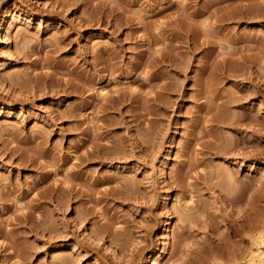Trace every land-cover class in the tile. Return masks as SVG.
Segmentation results:
<instances>
[{
    "label": "rangeland",
    "instance_id": "rangeland-1",
    "mask_svg": "<svg viewBox=\"0 0 264 264\" xmlns=\"http://www.w3.org/2000/svg\"><path fill=\"white\" fill-rule=\"evenodd\" d=\"M247 1L0 0V264L264 250V62L238 70L239 4L262 0Z\"/></svg>",
    "mask_w": 264,
    "mask_h": 264
},
{
    "label": "bare ground",
    "instance_id": "bare-ground-1",
    "mask_svg": "<svg viewBox=\"0 0 264 264\" xmlns=\"http://www.w3.org/2000/svg\"><path fill=\"white\" fill-rule=\"evenodd\" d=\"M244 1H246V0H244ZM248 1H247V3H248ZM157 14L158 13H155L154 16H156ZM101 22H103V21L101 20ZM259 22L264 23V0H262L260 2V6H252V7H248L246 5V2H245V4L243 2H240L239 7H238V25L239 26L241 25L243 27H242V31L240 30L241 33H239L240 34V37H239L240 38V44H238V45L240 46V48H239V55H238V70L243 72V74L241 73L242 76L244 75V73H245L244 76H246V75L248 76L246 78L244 77V80H247V81H250V76L253 73V72H249V71L251 70L254 62H260V61L264 62V32L261 30H256L255 28L252 29L253 27L252 28L250 27V30H246L249 25H253V24H256ZM262 30H264V29H262ZM195 47L196 46H194V48ZM197 48H199V47H197ZM238 74H239V72H238ZM238 76H241V75L239 74ZM251 94L252 93L247 94V95L251 96ZM215 99H216V97H215ZM242 100L244 101V99L240 98V96H238V97L234 96V97L228 99V103L230 104L231 102L233 103L235 101L236 102L237 101L242 102ZM216 107H217V105H216ZM217 108H219V107H217ZM217 110L219 111L218 113L221 112V114H222V112L224 111L225 113H223V115L226 114V111L224 109H222L223 111L222 110L220 111V108ZM216 114L217 113H215V115ZM221 114L220 115L217 114L218 117L219 116L223 117V118L220 117V120H218L217 115L214 116V118H217L216 121L218 120L219 122L220 121L223 122V120H226V117L228 118V116L225 115V119H224V116ZM233 116H234V114H233ZM233 116H232V118L234 120ZM214 118H213V120H215ZM230 118L231 117L229 115V119ZM228 121H229V123H231L232 119H231V121L230 120H228ZM237 121L238 120L236 119L235 121H233V123L236 124ZM222 122L217 123V124L218 125L219 124L223 125V123L227 124L226 121L223 123ZM237 129L238 128H236V130ZM237 131H239V130H237ZM238 134H239V132H238ZM240 134H241V132H240ZM242 165H243V162H241L240 166H242ZM263 241H264V239L261 242L263 243ZM248 264H264V250L255 251V252L253 251L248 257Z\"/></svg>",
    "mask_w": 264,
    "mask_h": 264
}]
</instances>
